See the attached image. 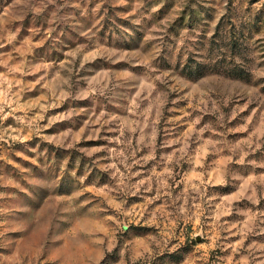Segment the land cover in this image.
Segmentation results:
<instances>
[{"label":"rangeland","instance_id":"obj_1","mask_svg":"<svg viewBox=\"0 0 264 264\" xmlns=\"http://www.w3.org/2000/svg\"><path fill=\"white\" fill-rule=\"evenodd\" d=\"M0 264H264V0H0Z\"/></svg>","mask_w":264,"mask_h":264}]
</instances>
